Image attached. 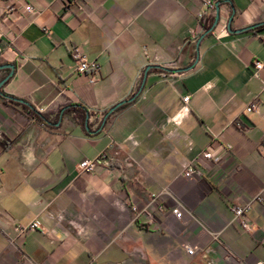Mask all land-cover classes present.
I'll list each match as a JSON object with an SVG mask.
<instances>
[{
	"label": "crops",
	"instance_id": "obj_1",
	"mask_svg": "<svg viewBox=\"0 0 264 264\" xmlns=\"http://www.w3.org/2000/svg\"><path fill=\"white\" fill-rule=\"evenodd\" d=\"M214 1L207 33L206 0H0V65H16L0 88V264L264 262V0ZM191 164L201 176L184 175ZM248 203L252 231L233 211Z\"/></svg>",
	"mask_w": 264,
	"mask_h": 264
},
{
	"label": "built area",
	"instance_id": "obj_2",
	"mask_svg": "<svg viewBox=\"0 0 264 264\" xmlns=\"http://www.w3.org/2000/svg\"><path fill=\"white\" fill-rule=\"evenodd\" d=\"M207 4V9L205 12L201 13L199 15L200 20L203 18L204 14L207 13L209 10L213 9L216 5V2L214 0H206ZM26 12L31 13L34 10V7L31 4H28L25 7ZM1 32H0V39H1ZM72 58L75 62V67L76 71L79 74H84L89 76V79L91 82L95 83L99 80V73H100V65L96 60H90L87 55L83 52L81 47L79 45H73L72 48ZM255 67L257 70H260L264 67V64L260 61H256ZM191 96L187 95L183 98L185 105H187L190 101ZM258 109L257 103H252L247 107L248 112H253ZM103 114L101 116V119L104 118ZM201 157L207 159V160H214L218 162L220 160L219 156L214 155L213 152L210 151H204L201 155ZM107 164V156L104 154H101L95 159H86L82 161L79 164V168L83 171L87 172H94L97 168L104 166ZM201 171L196 168L194 164H191L190 166L187 167V169L184 172V175L187 178H192L193 176H201ZM258 201H262V197L257 198ZM252 203H248L247 206L244 207H234V215H235V220L239 222V224L242 226L244 230L247 231H252L253 230V225L252 223L247 219L246 217V211L250 209ZM172 213L174 216L178 219H181L183 217V208L181 206H177L173 208ZM41 228V224L39 222H34L33 224L26 226V227H21L19 230L22 233H25L29 230H35ZM188 253L189 254H194L195 252V247H187ZM256 264H264V262L259 261Z\"/></svg>",
	"mask_w": 264,
	"mask_h": 264
},
{
	"label": "trees",
	"instance_id": "obj_3",
	"mask_svg": "<svg viewBox=\"0 0 264 264\" xmlns=\"http://www.w3.org/2000/svg\"><path fill=\"white\" fill-rule=\"evenodd\" d=\"M219 2L222 3V1H219ZM216 5L213 9L205 13L203 18L200 20L206 32H210L214 28V25L216 22ZM7 101L14 105H21L23 108L30 110L31 113L35 117H37L39 120L43 121L44 123L51 124V121L44 114L37 111L30 103L26 102L25 100L15 98L12 96H8ZM109 112L110 111H107L106 114L104 115V118L102 119V122L100 123V126L109 118L111 114ZM61 113H75V116L79 120H81L82 122L86 121L88 126H90L88 123L89 121L88 117L91 115V112L83 104H69L62 108Z\"/></svg>",
	"mask_w": 264,
	"mask_h": 264
},
{
	"label": "water",
	"instance_id": "obj_4",
	"mask_svg": "<svg viewBox=\"0 0 264 264\" xmlns=\"http://www.w3.org/2000/svg\"><path fill=\"white\" fill-rule=\"evenodd\" d=\"M220 2L217 3L216 5V22L214 27L219 23L220 21V16H221V8H220ZM233 20V17L230 19V25H229V29L230 31H232L231 29V22ZM213 30V29H212ZM243 31V30H238V32ZM208 33V32H207ZM1 69H10V73L9 75L0 82V88L2 87V85L14 74L15 70H16V65L15 64H2L0 65V70ZM125 101L120 102L119 104H117L115 107H113L109 113L114 112L118 107H120L122 104H124Z\"/></svg>",
	"mask_w": 264,
	"mask_h": 264
}]
</instances>
